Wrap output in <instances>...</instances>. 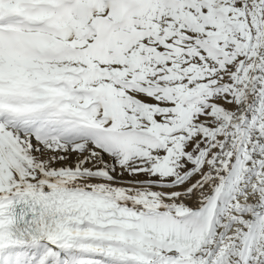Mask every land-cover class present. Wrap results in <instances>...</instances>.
Segmentation results:
<instances>
[{
  "label": "snow or ice",
  "instance_id": "1",
  "mask_svg": "<svg viewBox=\"0 0 264 264\" xmlns=\"http://www.w3.org/2000/svg\"><path fill=\"white\" fill-rule=\"evenodd\" d=\"M0 264H264V0H0Z\"/></svg>",
  "mask_w": 264,
  "mask_h": 264
}]
</instances>
